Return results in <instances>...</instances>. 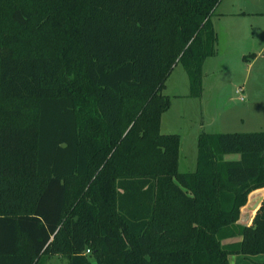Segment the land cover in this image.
<instances>
[{
    "label": "trees",
    "instance_id": "obj_1",
    "mask_svg": "<svg viewBox=\"0 0 264 264\" xmlns=\"http://www.w3.org/2000/svg\"><path fill=\"white\" fill-rule=\"evenodd\" d=\"M218 1L0 0V264L264 254V197L236 223L264 187V131L199 133L191 172L159 131L175 64L199 96Z\"/></svg>",
    "mask_w": 264,
    "mask_h": 264
},
{
    "label": "crops",
    "instance_id": "obj_2",
    "mask_svg": "<svg viewBox=\"0 0 264 264\" xmlns=\"http://www.w3.org/2000/svg\"><path fill=\"white\" fill-rule=\"evenodd\" d=\"M261 18H264V0H219L215 5L210 16L216 38L214 54L205 58L201 65L200 95L198 97L201 102V113L204 111L206 113V119H201L199 124L202 132L222 133L226 132L224 130L227 127L243 126L244 124L251 127L248 132L264 131V20ZM255 28L258 31L256 37L253 34ZM244 56L245 58H243ZM176 65L172 67L170 74ZM234 68L236 71H231ZM252 68L254 70L249 86H246ZM209 69L213 70L211 71L213 75L206 78L205 74ZM170 74L164 82L162 91L167 89L166 82ZM175 75L177 82H172L169 92L165 93L170 97V105L160 116L159 131L163 134L175 133L169 129L171 119L166 116L167 111H170L175 103L180 104L181 109L182 103L185 112V108L188 109L191 106V102L187 99L195 98L188 97V83L187 86L185 83L183 84L181 74L176 72ZM233 86L240 89L239 92H236L235 88L236 94H242L239 100L237 99L238 102L235 106L229 103L233 100L230 95ZM184 112L181 114L184 115ZM181 114L177 115L178 118L182 117ZM238 120L239 125H237ZM187 127L182 125L180 129L183 138ZM181 133L178 135L180 137L177 169L179 172H190L195 168V161L193 167L189 159L190 156L179 157L183 147V143L180 142L183 140ZM196 137L195 135V140ZM222 159L236 160L238 154L234 153L232 156L226 154V156H222ZM179 165L182 166L181 170ZM263 197L264 187L250 191L244 205L239 209L236 223L247 225L252 212ZM239 240L240 236L236 235L221 240V243L229 244ZM227 262L228 264H261L264 263V254L252 256L230 254L227 256Z\"/></svg>",
    "mask_w": 264,
    "mask_h": 264
},
{
    "label": "rangeland",
    "instance_id": "obj_3",
    "mask_svg": "<svg viewBox=\"0 0 264 264\" xmlns=\"http://www.w3.org/2000/svg\"><path fill=\"white\" fill-rule=\"evenodd\" d=\"M261 19L264 20V18H261ZM257 32L258 31L255 28L253 31L254 37L257 36V34H258ZM175 67L176 68L174 69V71L170 74L169 78L167 79V82H166L167 83V89L162 91L163 94L169 92L170 84L172 82H177L176 75H175L176 72H179L181 74V76L183 78V79H181V81L183 80V84L185 83V86H187V78L183 72L181 65L177 64ZM253 70H254L253 68L250 70V75H249L248 82H247L246 86L247 85L249 86V82H250ZM211 71H213V70H211ZM211 71H210V69L207 70V72L205 74L206 78H209L213 75V74H211ZM231 71H236V69L235 68L233 70L231 69ZM200 77H201V75H200ZM235 88L237 89L238 87L233 86V88H231V90H230V95L232 96L233 100L230 101L229 103L230 104L232 103L233 106H235V104H237V102H238L237 99L239 100V97L242 96L241 93H237V94L235 93V91H234ZM187 89H188V86H187ZM199 95H200V92H199ZM188 97H191V96H188ZM187 100H189V102H191V106L188 109L185 108V112L183 111L184 109L182 107V105H184V104L181 103V109H180V104L175 103L174 106L172 105L173 107L170 108V111H167L166 116H168V119L169 118L171 119V122L169 124L170 131H173V132L177 133L178 135H180V133H181L180 129L182 128V125H186V127L188 126L187 132L184 134V138H183V133H181V137L183 138V140L180 142L183 143V147H182V153H180L179 157L190 156L189 159H190V162H192V166H193V163L195 161V153H196L195 135L197 136L199 133L202 132V128L201 129L199 128V124L201 122V119H206V113H205V111H204V113L203 112L201 113V102H200V99L198 96H195L194 99L191 98V99H187ZM204 100H207V98H204ZM202 105H203V102H202ZM237 107L239 108L241 106H237ZM234 110H235V108H234ZM183 112H184V115L181 114ZM178 114H181L182 117L178 118V116H177ZM174 121H175V123H174ZM175 124H176V126H175ZM237 125H239V120H238ZM250 128L251 127H248L244 124L243 126L227 127V128H225L226 130H224V131H226V132H248V129H250ZM205 129L207 130V128H205ZM232 154H234V153H229V154H227V156L228 155L232 156ZM224 155L226 156V154H224ZM181 168H182V166L179 165L180 170H181ZM46 264H66V261H65V259H61L59 257L53 256L50 260H48L46 262Z\"/></svg>",
    "mask_w": 264,
    "mask_h": 264
},
{
    "label": "built area",
    "instance_id": "obj_4",
    "mask_svg": "<svg viewBox=\"0 0 264 264\" xmlns=\"http://www.w3.org/2000/svg\"><path fill=\"white\" fill-rule=\"evenodd\" d=\"M236 92H239V89H237ZM86 252H87V250H86Z\"/></svg>",
    "mask_w": 264,
    "mask_h": 264
}]
</instances>
